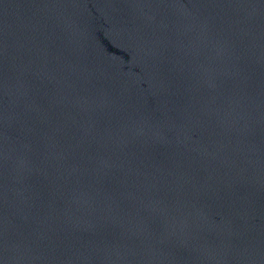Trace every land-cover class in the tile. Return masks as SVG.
Here are the masks:
<instances>
[{
    "label": "water",
    "instance_id": "95a60500",
    "mask_svg": "<svg viewBox=\"0 0 264 264\" xmlns=\"http://www.w3.org/2000/svg\"><path fill=\"white\" fill-rule=\"evenodd\" d=\"M0 264H264V0H0Z\"/></svg>",
    "mask_w": 264,
    "mask_h": 264
}]
</instances>
